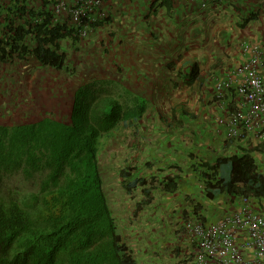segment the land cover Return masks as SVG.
Here are the masks:
<instances>
[{
    "label": "rangeland",
    "instance_id": "374dc122",
    "mask_svg": "<svg viewBox=\"0 0 264 264\" xmlns=\"http://www.w3.org/2000/svg\"><path fill=\"white\" fill-rule=\"evenodd\" d=\"M233 1L236 4H229L225 10L190 6L204 16L203 39L193 42L201 40L203 45H192L191 58L187 53L177 54L176 62L170 63L175 65V75L161 85L142 80L135 63L123 60V55L105 46L104 33H112L115 46L121 45L123 39L109 7L110 25V18L96 22L77 46L69 44L70 39L62 42L66 55L63 70L36 64L23 68L17 60L0 63V124L6 126L44 116L68 121L73 92L88 82L102 81L121 104L130 105L134 96H139V101L146 100L143 115L127 126L120 124L103 137L98 151L110 210L136 264H183L180 257L188 246L185 221L192 214L214 220L231 207L228 198L219 197L217 203L211 204L204 197L201 169L196 171V167L234 152L216 126L221 112L214 98L212 77L216 70L228 69L234 55L237 54L236 62L244 60L240 53L242 42L264 46L262 38H258L260 42L250 37L254 18L246 9L247 0ZM192 64L198 66L199 73L191 82L180 76H188ZM181 109L189 115L182 114ZM254 158L264 172V156L258 153ZM134 180L137 185L130 188ZM35 190L36 182L26 181L19 174L1 177V196L21 198ZM213 206H218L214 207L217 211L212 212Z\"/></svg>",
    "mask_w": 264,
    "mask_h": 264
},
{
    "label": "trees",
    "instance_id": "16d2710c",
    "mask_svg": "<svg viewBox=\"0 0 264 264\" xmlns=\"http://www.w3.org/2000/svg\"><path fill=\"white\" fill-rule=\"evenodd\" d=\"M56 3L0 0V63L32 59L43 68L64 69L62 42L70 39L77 46L83 37L75 34L67 10L56 18ZM74 4L66 2L67 9ZM88 26L90 31L91 22ZM198 73L192 64L188 80H196ZM105 85L88 82L76 88L68 121L44 116L0 124V180L19 174L36 182V190L21 198L0 192V264H136L110 210L98 151L103 137L143 115L146 100L134 96L130 105L121 104ZM233 150L196 167L204 197L211 204L228 198L232 207L241 195L252 196L262 200L258 207L263 209L264 176L254 158L262 150ZM136 185L134 180L129 187Z\"/></svg>",
    "mask_w": 264,
    "mask_h": 264
},
{
    "label": "built area",
    "instance_id": "2783aa9c",
    "mask_svg": "<svg viewBox=\"0 0 264 264\" xmlns=\"http://www.w3.org/2000/svg\"><path fill=\"white\" fill-rule=\"evenodd\" d=\"M116 0H74L67 9L65 0H57L54 13L58 18L67 10L76 28L85 37L96 22L107 17L105 6ZM206 10L224 0H180ZM244 60L231 71H216L215 101L220 109L216 126L222 130L230 147L251 146L264 156V46L258 42H242ZM260 171L263 173L262 169ZM262 200L241 195L226 213L214 220L192 214L183 228L188 246L181 254L183 264H264V208Z\"/></svg>",
    "mask_w": 264,
    "mask_h": 264
},
{
    "label": "crops",
    "instance_id": "0c3cea01",
    "mask_svg": "<svg viewBox=\"0 0 264 264\" xmlns=\"http://www.w3.org/2000/svg\"><path fill=\"white\" fill-rule=\"evenodd\" d=\"M231 3L235 2L233 0H224L214 5V9L221 8L225 10ZM190 6L180 0H117L109 6V9L110 14L118 22L120 36L123 39L121 45L115 46L116 41L112 33H104L105 46L109 47V50L112 48L114 52H119V54L123 55L121 57L123 60H130V62L135 63L137 68H139L138 76L142 80H147L152 85L168 83L171 77L175 75L172 71L175 69V65L170 63L176 62L177 54L187 53V56L191 58L192 45H203L201 40L200 43L193 42L198 38L203 39L201 38V32L205 30L202 23L204 16L198 14L195 11L196 8L194 9ZM245 6L249 14L254 18L252 19L254 24L250 29V35H252L250 37L258 41H260L258 38H262L263 42L264 0H247ZM230 7L233 8L232 6ZM112 16H110L108 21L109 25L111 24ZM193 35H195L194 38ZM163 37H166L165 41L161 40ZM96 40L100 39L97 38ZM95 43L98 44V42ZM64 45L67 46L65 43ZM116 48H119V50H116ZM236 55L232 57L234 60L230 62V66H227L228 69L219 70L229 72L234 69V65L240 63L235 61ZM239 56L240 54H238ZM183 58L186 60L185 57ZM17 62L22 67L27 68L31 64L40 65L38 61H32V59L27 61L17 60ZM163 62L166 64H162ZM187 63H189V60L188 62L184 61L182 67L185 68ZM179 73L181 72L179 71ZM180 77L188 76L183 74Z\"/></svg>",
    "mask_w": 264,
    "mask_h": 264
}]
</instances>
